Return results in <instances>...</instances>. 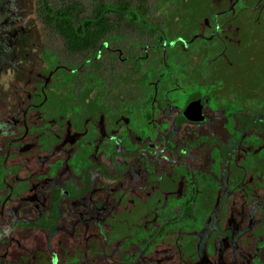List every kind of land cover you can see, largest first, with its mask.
<instances>
[{
	"label": "trees",
	"instance_id": "1",
	"mask_svg": "<svg viewBox=\"0 0 264 264\" xmlns=\"http://www.w3.org/2000/svg\"><path fill=\"white\" fill-rule=\"evenodd\" d=\"M39 1L45 24L63 37L65 47L71 53L97 51L107 34L122 31L121 23L125 19H129L130 27L145 24L149 2L138 0L133 6L132 0H116L114 4L94 0L92 14L84 15V6L78 1H67L57 9L50 6L49 0ZM160 1L164 4L170 0ZM177 2L174 15L167 19V31H162L160 36L163 45L172 47L175 55L184 59L172 82L175 90H181L178 87L182 86L180 77H194L201 82L203 45L208 40L206 30H210V36H219L234 44L240 51L236 62L239 66L260 67L264 52L260 41L237 22L238 13L235 4L233 6L236 0ZM22 9L26 15L16 22L20 39L6 38L8 58L0 61V264H206L207 261L218 264L219 260L224 264H254L264 247V146L263 151L254 154L247 148L245 139L253 129L264 128V124L256 121L254 114L236 111L237 123L222 145L224 148L218 139L212 138L210 145L218 144L223 149L220 152L218 197L212 208L217 206L216 212L203 219L194 230L186 227L172 230L163 224L148 238L131 244L129 238L133 229H146L155 221L166 197L181 190L182 183L160 175L150 177L142 168L139 177H125L128 166L123 165L124 168L119 157L151 152L148 159L162 165L170 161L190 163L191 153L171 141L184 123L194 122L186 120L182 111L175 108L174 92L169 87L159 100V109L170 121L164 143L153 142V147L146 145L138 151L120 145L113 152L110 164L89 162L81 172H76L71 165V147L81 145L83 136L71 144H62L64 132L58 129L52 132L49 148H44L42 142L44 126L48 127L50 120L42 110L43 102L38 103V100L46 98L52 91V71L39 61V55L34 53L27 58L24 52L27 43L34 48L40 44L34 26L26 23L30 11L28 0ZM90 89L85 88L80 94L86 108L82 121L86 122L95 121L97 114L105 115L106 110L97 96L91 97ZM197 90L199 92L186 104L195 99L203 100V90ZM227 110L228 107L224 108ZM64 119L55 117L51 120L60 123L65 122ZM82 121L73 125L83 132ZM97 134L89 140L93 146ZM61 167L72 172L65 189L48 181ZM105 177L116 180L111 200L103 204L107 209L95 229L84 231L86 226L82 223L72 229L61 225V208L65 200L86 197L94 186L102 184ZM37 184L40 185L39 198L45 207L44 213L38 216L33 211L31 216L9 219L4 212L15 209ZM193 191L197 192V189ZM195 199L196 193L186 200L183 217H192Z\"/></svg>",
	"mask_w": 264,
	"mask_h": 264
},
{
	"label": "rangeland",
	"instance_id": "2",
	"mask_svg": "<svg viewBox=\"0 0 264 264\" xmlns=\"http://www.w3.org/2000/svg\"><path fill=\"white\" fill-rule=\"evenodd\" d=\"M28 1L30 11L26 23L34 26L40 47L34 48L27 43L24 52L27 58H31L34 53L39 55V61L47 70L52 71V91L44 98L45 101L43 98L38 100V103L43 102L42 110L50 120L48 127L44 126L42 142L44 148H49L53 139L52 132L58 129L64 132L62 144H71L83 136L84 142L81 145L71 147V165L76 172H81L89 162L104 166L110 164L113 152L120 145L128 150L138 151L153 142L164 143V134L169 130L170 121L159 109V100L169 87L174 92L175 108L178 107L179 110L199 92L197 88L207 89L212 94L213 101L208 99L206 102L204 119L198 124L184 123L171 141L191 153L193 159L190 163L170 161L162 165L148 159L147 155H152L151 152L119 157L121 165L128 166L125 177H139V169L142 168L150 177L160 175L182 183L181 190L177 189L169 194L167 200L164 197L165 204L160 208L159 217L155 221L146 229H133L129 243L134 244L133 242L148 238L163 224L172 227V230L182 227L194 230L199 227L203 219L217 210V206L213 210L212 208L218 197L220 152L237 123L233 110L218 115L213 112L214 108L224 102L234 101L231 105L234 109H240V114H254V119L264 124V67H258L251 72L245 71L236 63L240 51L234 44L219 36H210V30H206L208 40L203 45L201 82H197L194 77H180L178 80L182 86H178L181 89L178 91L174 89L172 82L176 79V70L183 64L184 59L175 55L172 47L163 45L160 41L161 32L167 31V19L175 13L177 0L164 4L160 0H149L148 12L144 16L145 24L138 23L130 27L129 19H125L121 23L122 31L107 34L99 43L97 51L74 53L67 51L63 37L45 24L41 2ZM67 1L80 2L84 6V15H91L95 7L94 0H49V4L57 9ZM24 2L25 0H0V61L8 58L5 51L6 38L13 36L20 39L16 22L26 15L25 9H22ZM107 2L114 4L116 0ZM137 3L138 0H132L133 6ZM234 4L238 13L237 22L247 32L250 31L264 48V0H236L233 6ZM19 6L22 10L18 9ZM245 72L251 73L250 80H254L257 95L250 98V92L242 88L234 99L231 95L241 86ZM85 88H91V97L97 96L98 102L104 104L106 109L105 115L102 113L91 122L82 121L86 108L80 94ZM55 117H63L65 122L56 123L51 120ZM80 121L85 125L83 132L75 128ZM95 130L99 134L93 146L89 140L94 137ZM211 137L218 139L222 148L209 145L208 139ZM246 139L247 148L258 154L264 146V128L253 129ZM129 164L138 167H130ZM71 173L61 167L48 181L65 189ZM115 180V177L102 178V184L94 186L86 197L66 199L61 208L63 215L60 224L72 229L77 223H82L86 226L84 231L95 229L98 219L107 209L103 204L106 200H111L110 194ZM1 181L0 175V183ZM194 188L197 192L193 191ZM39 189L40 185L37 184L15 209L5 211V215L13 220L21 215L31 216L34 212L38 216L44 213L45 207L39 198ZM194 193L196 199L192 217H183L185 202ZM203 244L205 246V242L201 241L202 246ZM219 262L218 264H224L222 260ZM206 264L211 263L207 261ZM254 264H264V247Z\"/></svg>",
	"mask_w": 264,
	"mask_h": 264
},
{
	"label": "flooded vegetation",
	"instance_id": "3",
	"mask_svg": "<svg viewBox=\"0 0 264 264\" xmlns=\"http://www.w3.org/2000/svg\"><path fill=\"white\" fill-rule=\"evenodd\" d=\"M260 46H261V50H262V52H264V48H263V46H262V44H260ZM264 60L262 61V64L260 65V68H258V67H254L253 65H251V66H249V65H245V67H244V70L246 71H253L254 69H262V67H264ZM251 68V69H250ZM250 72H245V78H243V80H242V82H240L241 84V86L238 88V90H236V91H234L233 93H232V98H234L235 99V97H236V95L237 94H240V92H241V90H242V88H244L246 91H248V92H250V94H249V96L248 97H250V98H253L254 96H256L257 94V91H256V86H255V84H254V80H250V77L252 76L251 75V73ZM249 77V79H247ZM209 94H211V93H209L208 92V90L206 89V90H203V96H204V98H203V102H204V114H205V109H206V102L208 101V99L210 100V102L211 101H213V96H212V94H211V96H207V95H209ZM214 95H215V93H214ZM259 95V94H258ZM218 96H219V94H218ZM227 103V104H226ZM231 103L232 104H234V101L233 102H224V103H222L219 107H216V108H214V113L215 114H218V115H222L223 113H225V112H229V111H232L233 110V112L235 113V115H236V111H238L239 113H240V109H234L233 107H232V105H231ZM226 107H228V110L227 111H224V108H226ZM184 108H185V106H184ZM183 108V109H184ZM183 109L181 110V111H183ZM245 112V111H244ZM255 112V111H254ZM245 114H249V113H246L245 112ZM99 116H100V113H98L97 114V119L99 118ZM99 134V131L97 132L96 130H95V132H94V135H96V134ZM97 134V135H98ZM247 139H245V141H246ZM208 141H209V145L211 144V141H212V137L211 138H209L208 139ZM219 143H220V141L219 140H217ZM159 142V141H158ZM212 145H215V146H218V144H212ZM150 146H154V144H151ZM149 147V146H148ZM133 150V149H132ZM261 151H263V149L261 150ZM221 167V166H220Z\"/></svg>",
	"mask_w": 264,
	"mask_h": 264
},
{
	"label": "water",
	"instance_id": "4",
	"mask_svg": "<svg viewBox=\"0 0 264 264\" xmlns=\"http://www.w3.org/2000/svg\"><path fill=\"white\" fill-rule=\"evenodd\" d=\"M186 120L198 122L204 119V102L201 99H195L186 104L182 111Z\"/></svg>",
	"mask_w": 264,
	"mask_h": 264
}]
</instances>
